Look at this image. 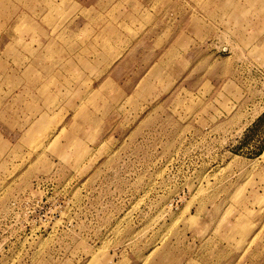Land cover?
Wrapping results in <instances>:
<instances>
[{
    "label": "rangeland",
    "instance_id": "374dc122",
    "mask_svg": "<svg viewBox=\"0 0 264 264\" xmlns=\"http://www.w3.org/2000/svg\"><path fill=\"white\" fill-rule=\"evenodd\" d=\"M0 264H264V0H0Z\"/></svg>",
    "mask_w": 264,
    "mask_h": 264
},
{
    "label": "crops",
    "instance_id": "0c3cea01",
    "mask_svg": "<svg viewBox=\"0 0 264 264\" xmlns=\"http://www.w3.org/2000/svg\"><path fill=\"white\" fill-rule=\"evenodd\" d=\"M172 50H170L168 53H170ZM155 255V254H154ZM153 255V256H154ZM146 259H147V261H148V257L146 256L145 258H144V262H146ZM150 260V259H149Z\"/></svg>",
    "mask_w": 264,
    "mask_h": 264
},
{
    "label": "bare ground",
    "instance_id": "6f19581e",
    "mask_svg": "<svg viewBox=\"0 0 264 264\" xmlns=\"http://www.w3.org/2000/svg\"><path fill=\"white\" fill-rule=\"evenodd\" d=\"M156 248V247H155Z\"/></svg>",
    "mask_w": 264,
    "mask_h": 264
}]
</instances>
